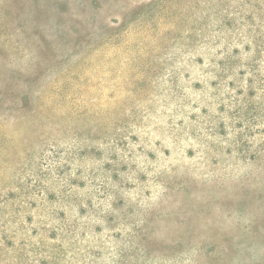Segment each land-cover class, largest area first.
Listing matches in <instances>:
<instances>
[{"label":"rangeland","instance_id":"1","mask_svg":"<svg viewBox=\"0 0 264 264\" xmlns=\"http://www.w3.org/2000/svg\"><path fill=\"white\" fill-rule=\"evenodd\" d=\"M0 264H264V0H0Z\"/></svg>","mask_w":264,"mask_h":264}]
</instances>
